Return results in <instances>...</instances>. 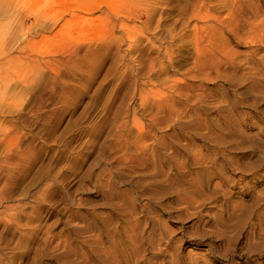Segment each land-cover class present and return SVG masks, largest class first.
<instances>
[{
    "label": "rangeland",
    "instance_id": "obj_1",
    "mask_svg": "<svg viewBox=\"0 0 264 264\" xmlns=\"http://www.w3.org/2000/svg\"><path fill=\"white\" fill-rule=\"evenodd\" d=\"M0 264H264V0H0Z\"/></svg>",
    "mask_w": 264,
    "mask_h": 264
}]
</instances>
